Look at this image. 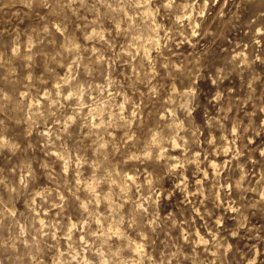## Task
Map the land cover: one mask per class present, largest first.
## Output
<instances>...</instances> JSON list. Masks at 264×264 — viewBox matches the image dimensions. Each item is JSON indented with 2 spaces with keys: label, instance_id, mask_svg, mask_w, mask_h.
Masks as SVG:
<instances>
[{
  "label": "clouds",
  "instance_id": "9594fccd",
  "mask_svg": "<svg viewBox=\"0 0 264 264\" xmlns=\"http://www.w3.org/2000/svg\"><path fill=\"white\" fill-rule=\"evenodd\" d=\"M0 264H264V0H0Z\"/></svg>",
  "mask_w": 264,
  "mask_h": 264
}]
</instances>
